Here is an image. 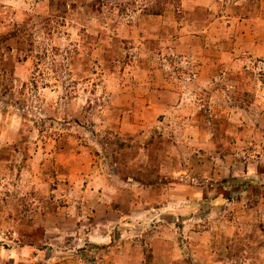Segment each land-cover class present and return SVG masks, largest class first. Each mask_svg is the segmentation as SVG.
<instances>
[{
	"label": "rangeland",
	"instance_id": "1",
	"mask_svg": "<svg viewBox=\"0 0 264 264\" xmlns=\"http://www.w3.org/2000/svg\"><path fill=\"white\" fill-rule=\"evenodd\" d=\"M263 24L0 0V264H264V56L238 51Z\"/></svg>",
	"mask_w": 264,
	"mask_h": 264
},
{
	"label": "crops",
	"instance_id": "2",
	"mask_svg": "<svg viewBox=\"0 0 264 264\" xmlns=\"http://www.w3.org/2000/svg\"><path fill=\"white\" fill-rule=\"evenodd\" d=\"M263 25L260 26L257 36L252 37L250 41L248 40L247 43L244 44V46L238 49V51L247 52L255 56H262V55L264 56V26ZM216 55L217 56L220 55V60L228 61V58L223 60V58L226 57L224 52H218ZM103 261H105V263H108L112 260L110 257H107V258H104Z\"/></svg>",
	"mask_w": 264,
	"mask_h": 264
},
{
	"label": "trees",
	"instance_id": "3",
	"mask_svg": "<svg viewBox=\"0 0 264 264\" xmlns=\"http://www.w3.org/2000/svg\"><path fill=\"white\" fill-rule=\"evenodd\" d=\"M158 13H160V12H159V11H155V12H154V14H158ZM16 32H17V31H16ZM16 32H15V31L12 32L10 36H15ZM0 39H1V41H3L4 39H6V37H2V38H0Z\"/></svg>",
	"mask_w": 264,
	"mask_h": 264
}]
</instances>
